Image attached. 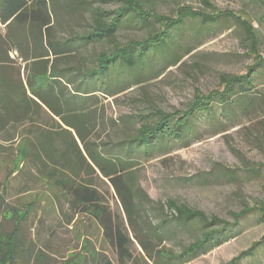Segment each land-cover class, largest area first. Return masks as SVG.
Instances as JSON below:
<instances>
[{
	"label": "rangeland",
	"instance_id": "1",
	"mask_svg": "<svg viewBox=\"0 0 264 264\" xmlns=\"http://www.w3.org/2000/svg\"><path fill=\"white\" fill-rule=\"evenodd\" d=\"M55 1L60 8L55 22L56 32L62 38L90 32L97 9L110 11L118 8L113 0ZM209 1L218 10H233L250 17L255 27L261 30V53L264 54V22L261 26L258 24V11L250 0ZM146 2L165 15H172L178 6L183 5L213 13L200 0ZM48 9L54 22L53 5L49 3ZM157 28L158 25L141 23L132 14L123 18L116 36L121 43L142 40ZM5 29L0 26L2 39ZM246 42L243 28L234 19H223L207 27L194 20L185 22L174 31L167 49L153 51V54L149 50L138 67L132 68V75L128 69L119 66L106 71L89 70L96 66L99 53L113 49L107 41H94L89 47L87 44V51L79 57H67L72 72L76 68L81 72L88 69L90 81L87 85L92 83L99 92L89 102L92 111L89 141L99 152L112 157L119 155L135 163L131 175L127 173L125 176L127 179L132 177L142 191L139 197L143 210L137 222L145 223V230L158 233L163 229L159 226L163 219L172 220L171 212L165 207L168 201L228 221H232L231 212L264 204V63L253 71V88H247L246 94L232 98L228 106L216 104L209 113L196 115L182 140L162 141L151 157H142L138 151L130 155L117 146L137 136L141 121L152 123L156 120L158 110H184L196 93L219 88L221 74H246L254 65L253 57L245 49ZM189 50L192 51L188 53ZM18 56L17 52L10 53V58L16 61L14 69L20 70L24 76L25 63ZM141 66L142 69L135 74L134 69ZM139 74L136 83L135 76ZM76 81L80 83L79 76ZM116 88L125 92L110 96L103 94ZM57 122L44 114V126L56 128ZM38 124L40 121L34 125ZM17 125L8 126V136L0 127V198L3 199L0 202V234L7 236L19 228L16 264H34L39 250L44 251L45 264H93L91 258L95 255L115 262L112 250L101 235L98 221L88 213L76 216L70 210L66 190L43 178L30 160H26L22 153L24 140H21L22 134L26 135L22 133L25 129L22 124ZM11 137L18 139L5 141ZM93 180L104 207L122 216L134 238L135 233L113 186L99 172ZM71 216L75 219L69 225ZM262 218L258 210H252L240 219L237 228L227 230L225 234L233 236L232 239L219 247L207 246L193 257L182 255V251L200 236L199 224H186L178 229L172 224L176 235L171 238L161 235L158 238L157 233L145 237L150 242L152 255L160 264H225L264 236ZM133 240L128 264H155L154 260L147 258L138 241ZM237 264H264V247Z\"/></svg>",
	"mask_w": 264,
	"mask_h": 264
},
{
	"label": "trees",
	"instance_id": "2",
	"mask_svg": "<svg viewBox=\"0 0 264 264\" xmlns=\"http://www.w3.org/2000/svg\"><path fill=\"white\" fill-rule=\"evenodd\" d=\"M113 1L118 8L110 11L97 9L90 32L62 38L56 32L55 22L58 21L60 8L55 0H0V25L6 28L4 38H0V127L8 136V126L14 127L18 124L19 127L22 124L25 129L22 133H26L21 136V140H24L22 153L26 160H30L39 175L52 180L58 188L66 190L65 196L70 210L76 216L88 213L98 221L103 239L115 256V262L111 258H99L95 255L91 258L93 264H128L133 239L138 241L150 261L160 264L152 255L150 242L145 237L149 233L154 236L157 232L145 230V223L137 222L143 210L139 197L142 191L132 177L127 179L125 176L127 173L131 175L130 171L135 168V163L132 159L127 160L119 155L112 157L108 153L99 152L89 141V116L92 115L89 102L99 92L92 83L87 85L90 81L88 69L81 72L76 68L72 72L69 66L71 62H68L67 57H79L94 41H107L113 49L99 53L96 66L89 70L106 71L119 66L128 69L132 75V68L138 67L137 64L149 50L153 54V51L167 49L174 31L187 21L199 20L202 27H207L230 18L241 25L246 34L245 49L254 59V65L248 68L246 74H221L219 88L207 93H196L184 110H158L156 120L152 123L141 121L137 136L117 145L124 153L131 155L138 151L142 157H151L163 144L162 141L182 140L196 115L209 113L216 104L220 107L228 106L232 98L246 94L247 88H253V71L264 63V54L261 53L262 35L250 17L233 10H218L209 0L200 1L206 8L213 10L212 14L183 5L178 6L172 15L158 13L147 5L146 0ZM49 3L55 9L54 22L48 9ZM250 3L258 11L257 21L261 26L264 22V0H250ZM132 14L141 23L158 25V28L153 29L142 40L121 43L116 36L118 28L123 18ZM11 52H17L18 58L24 61V76L20 70L14 69L16 61L10 58ZM139 69L142 66L134 69L135 74ZM78 76L80 83L76 81ZM140 76L141 74L135 76L136 83ZM123 92L125 91L122 88H116L103 94L110 96ZM44 114L52 116L55 121L57 119L58 126H44ZM38 121L40 124L35 126ZM13 135L16 136V133ZM17 139L18 137H11L5 141L14 142ZM98 172L108 179L118 195L127 221L135 233L134 238L129 234L122 216L102 204V197L93 183V176ZM2 200L0 198V202ZM165 207L171 212L172 220L160 221L159 226L163 229L157 233L158 238L160 235L165 238L176 235L172 231V224L177 229L186 224L200 225V236L182 251V255L191 257L206 250L207 246L219 247L232 239L233 236L225 234L227 230L237 228L240 219L252 210H258L264 221L263 203L255 204L252 208L244 207L239 212H231L232 221L215 215L208 216L203 211L170 201ZM74 219L71 216L68 224L72 225ZM18 234L17 227L7 236L0 234V264H16ZM261 247H264V236L225 264H237L252 257ZM44 259V251L39 250L34 264H45Z\"/></svg>",
	"mask_w": 264,
	"mask_h": 264
},
{
	"label": "crops",
	"instance_id": "3",
	"mask_svg": "<svg viewBox=\"0 0 264 264\" xmlns=\"http://www.w3.org/2000/svg\"><path fill=\"white\" fill-rule=\"evenodd\" d=\"M0 26L3 27V28H5V26H2V25H0ZM73 223H74V221H73ZM73 223H72V224H73ZM98 227H99V226H98ZM101 235H102V232H101ZM102 237H103V235H102Z\"/></svg>",
	"mask_w": 264,
	"mask_h": 264
}]
</instances>
